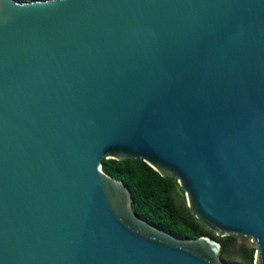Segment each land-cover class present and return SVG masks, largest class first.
<instances>
[{"label": "water", "instance_id": "water-1", "mask_svg": "<svg viewBox=\"0 0 264 264\" xmlns=\"http://www.w3.org/2000/svg\"><path fill=\"white\" fill-rule=\"evenodd\" d=\"M109 158L264 264V0H0V264H225L138 217Z\"/></svg>", "mask_w": 264, "mask_h": 264}, {"label": "trees", "instance_id": "trees-1", "mask_svg": "<svg viewBox=\"0 0 264 264\" xmlns=\"http://www.w3.org/2000/svg\"><path fill=\"white\" fill-rule=\"evenodd\" d=\"M102 170L126 184L132 210L141 219L181 239L214 237L221 243L220 259L223 263L252 264L254 247H234L238 238L245 237L210 233L185 206L176 179L161 176L139 158L103 159Z\"/></svg>", "mask_w": 264, "mask_h": 264}, {"label": "rangeland", "instance_id": "rangeland-1", "mask_svg": "<svg viewBox=\"0 0 264 264\" xmlns=\"http://www.w3.org/2000/svg\"><path fill=\"white\" fill-rule=\"evenodd\" d=\"M21 1H30V0H21ZM238 236H240V235H238ZM241 237H243V236H241ZM240 246H242L244 248H248V247L253 246V245L250 243V238L247 236V237H245V239L238 238V240L235 242V244H234L235 248L240 247Z\"/></svg>", "mask_w": 264, "mask_h": 264}]
</instances>
